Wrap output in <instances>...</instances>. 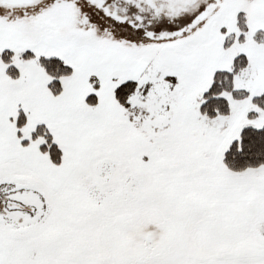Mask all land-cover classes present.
I'll list each match as a JSON object with an SVG mask.
<instances>
[{
	"label": "snow or ice",
	"instance_id": "obj_1",
	"mask_svg": "<svg viewBox=\"0 0 264 264\" xmlns=\"http://www.w3.org/2000/svg\"><path fill=\"white\" fill-rule=\"evenodd\" d=\"M0 264H264V0H0Z\"/></svg>",
	"mask_w": 264,
	"mask_h": 264
}]
</instances>
